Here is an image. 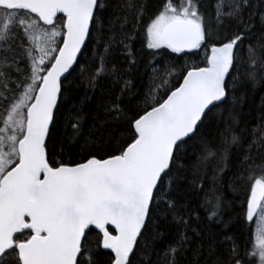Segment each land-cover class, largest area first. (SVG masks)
Segmentation results:
<instances>
[{
    "label": "snow or ice",
    "instance_id": "snow-or-ice-1",
    "mask_svg": "<svg viewBox=\"0 0 264 264\" xmlns=\"http://www.w3.org/2000/svg\"><path fill=\"white\" fill-rule=\"evenodd\" d=\"M137 41L151 87L125 105L135 93L123 80L86 135L82 108L63 111L70 77L88 73L94 89L117 75L118 47L131 71ZM186 57L200 62L176 63ZM257 85L264 0H0V264H264V124L249 141L237 111L238 92ZM233 148L243 155L228 186L245 192L237 220L249 234L225 232L223 251L193 248L204 229L190 193L229 227L221 185ZM168 225L174 238L159 247Z\"/></svg>",
    "mask_w": 264,
    "mask_h": 264
},
{
    "label": "trees",
    "instance_id": "trees-1",
    "mask_svg": "<svg viewBox=\"0 0 264 264\" xmlns=\"http://www.w3.org/2000/svg\"><path fill=\"white\" fill-rule=\"evenodd\" d=\"M110 3H114L115 0H109ZM150 8H155L160 5L161 0H147ZM112 9H109L108 15L111 14ZM100 51H103L101 46ZM133 52L136 58V65L132 68L131 71H128L129 65L126 60L125 55L123 54L122 48H116L110 57L112 63L117 67V75H109L107 77H102L97 81L96 87L93 89L89 86L88 83V73L84 75L79 74V70L74 72L70 80L72 81L70 85V93L68 94V99L64 104L63 111L66 113L68 110H71L74 106L78 109L82 108L81 115L84 117V133L87 135L89 130L92 129L93 124H99L105 118L106 108L108 105L116 101L117 97L120 96V90L123 87V80L131 81V89L135 95L123 97V102L125 105L131 104L136 106L140 103V98L148 92L151 87V77L152 71L147 67L148 65V55L147 51L141 49L139 41L134 43ZM91 56L89 52L86 54ZM185 60H188L189 63H199L197 59H179L177 58L176 63L182 65L185 63ZM167 59L164 60V63H171ZM242 98L239 102V107L237 109L239 113V125L238 129L241 131L247 140H251V133L253 130H258L262 124H264V85H257L256 87H247L241 89L238 92ZM87 96L89 99L85 102L84 97ZM83 102V103H82ZM224 116H227V113H224ZM219 117L213 122L209 128V134L212 137H215L217 134V128L219 126L220 130H223L224 125L219 124ZM61 134L64 133V129H60ZM70 132V129H69ZM93 135L95 131L93 130ZM66 139V137H62ZM91 140V137H89ZM83 141H81V144ZM247 147V144H245ZM61 149L57 147V152H60ZM67 150L65 149V152ZM79 151V145L74 146L73 152ZM84 152H81L80 155H84ZM243 155V149L233 148L232 151V163L229 166V171L226 173V178L221 185L223 190V195L228 202V206L224 212L223 219L229 222V227L224 228L223 224H217L206 219L207 213L204 209L199 208V203L204 199V193L197 190L194 193H190L188 199L193 202V207L197 209L200 216L201 228L204 229L203 232V241L200 237L192 236V247H196L197 244L203 242L205 250L207 246L212 241H215L217 244V249L223 251L224 244H221L220 241H223L225 232L228 234L234 235L237 239H246L249 234V227L247 224L240 223L237 220L239 214L241 201L244 199L245 192L243 190L233 191L228 186V181L231 179L232 172L235 170V167L239 164V159ZM68 158L67 156L65 157ZM73 159H79L80 156L73 155ZM207 187V186H206ZM239 196V199L236 197ZM234 205V206H232ZM165 222L162 221L160 224V230L165 231ZM253 227V226H252ZM168 234L165 236L164 241L159 245L163 247L164 243L170 242L175 235L176 227L175 225L167 226ZM191 235V233H190ZM189 259H191V253H188Z\"/></svg>",
    "mask_w": 264,
    "mask_h": 264
},
{
    "label": "rangeland",
    "instance_id": "rangeland-1",
    "mask_svg": "<svg viewBox=\"0 0 264 264\" xmlns=\"http://www.w3.org/2000/svg\"><path fill=\"white\" fill-rule=\"evenodd\" d=\"M253 229H254V225H253Z\"/></svg>",
    "mask_w": 264,
    "mask_h": 264
}]
</instances>
